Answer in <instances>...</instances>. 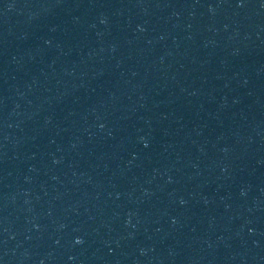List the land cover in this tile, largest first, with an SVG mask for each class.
<instances>
[{
    "label": "water",
    "instance_id": "95a60500",
    "mask_svg": "<svg viewBox=\"0 0 264 264\" xmlns=\"http://www.w3.org/2000/svg\"><path fill=\"white\" fill-rule=\"evenodd\" d=\"M0 264H264V0H0Z\"/></svg>",
    "mask_w": 264,
    "mask_h": 264
}]
</instances>
